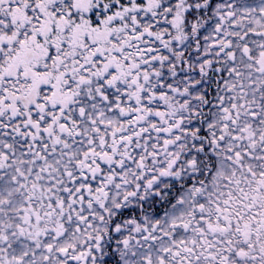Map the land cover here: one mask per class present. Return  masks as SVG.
<instances>
[{
	"label": "snow or ice",
	"instance_id": "obj_1",
	"mask_svg": "<svg viewBox=\"0 0 264 264\" xmlns=\"http://www.w3.org/2000/svg\"><path fill=\"white\" fill-rule=\"evenodd\" d=\"M0 264H264V0H0Z\"/></svg>",
	"mask_w": 264,
	"mask_h": 264
}]
</instances>
